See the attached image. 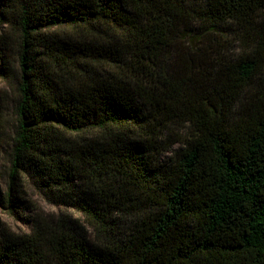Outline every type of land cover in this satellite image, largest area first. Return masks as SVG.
Returning a JSON list of instances; mask_svg holds the SVG:
<instances>
[{"label":"trees","instance_id":"trees-1","mask_svg":"<svg viewBox=\"0 0 264 264\" xmlns=\"http://www.w3.org/2000/svg\"><path fill=\"white\" fill-rule=\"evenodd\" d=\"M0 75V210L28 209L34 174L97 236L0 217V264H264V0H0ZM171 128L188 135L165 163Z\"/></svg>","mask_w":264,"mask_h":264},{"label":"rangeland","instance_id":"rangeland-1","mask_svg":"<svg viewBox=\"0 0 264 264\" xmlns=\"http://www.w3.org/2000/svg\"><path fill=\"white\" fill-rule=\"evenodd\" d=\"M3 29L7 32L8 40L11 44H15L17 40V35L15 31L4 24ZM11 55V53H10ZM246 93V92H245ZM16 87L15 82L12 78L8 79L0 75V110L2 113L0 117V185L5 190L7 189L8 182V171L10 167V139L13 134L14 126V105L16 103ZM244 99L250 101V95L245 94ZM237 106L233 114V119L237 118L240 112V107ZM187 129L186 128H171L164 134L163 140L165 145L173 142V150H169L164 154L165 163H170L175 158V151L181 146V142H174L173 139L183 140L186 138ZM18 194L23 197L25 203L28 205V209L19 214H8L0 210L1 220L4 221L9 227L13 228L17 232H29L33 225L34 217H49L62 213L67 217H70L77 224L82 225L90 241H96L97 236L93 229L88 225L85 217L73 209L72 207L63 206H53L47 200L48 189L46 188V183L43 179L36 178L34 174H22L21 180L19 181Z\"/></svg>","mask_w":264,"mask_h":264}]
</instances>
